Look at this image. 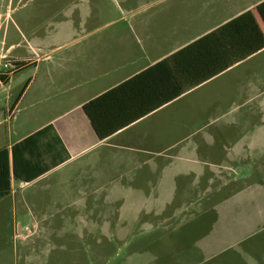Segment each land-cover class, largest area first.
Here are the masks:
<instances>
[{"label": "crops", "instance_id": "obj_1", "mask_svg": "<svg viewBox=\"0 0 264 264\" xmlns=\"http://www.w3.org/2000/svg\"><path fill=\"white\" fill-rule=\"evenodd\" d=\"M263 1L0 0V56L11 59L19 72L0 86L7 108L18 113L0 149L52 125L69 155L30 182L13 179L0 202L11 197L43 211V197L50 195L45 192H52L59 197L50 200L53 206L87 213L84 228L100 226L91 213L110 212L117 222L106 227L126 232L140 213H149V227L166 223L169 216L162 215L168 211L178 218L183 214L178 212L190 210L192 197L215 194L226 184L216 181H249L242 200L246 192L259 196L264 190V183L258 187L264 181V48L233 63L217 31L247 12L264 41L257 10ZM206 34L214 36L230 63L226 70L116 128L137 114L144 100L160 94L152 87L123 89L95 107L104 133L97 135L86 103ZM154 76L159 86L172 82L169 75ZM45 180L44 189L27 201L22 189ZM93 233L86 237L94 238ZM208 236L149 239L143 250L131 249L125 258L140 256L128 264H264V239ZM238 242L240 252L215 261Z\"/></svg>", "mask_w": 264, "mask_h": 264}, {"label": "rangeland", "instance_id": "obj_2", "mask_svg": "<svg viewBox=\"0 0 264 264\" xmlns=\"http://www.w3.org/2000/svg\"><path fill=\"white\" fill-rule=\"evenodd\" d=\"M16 69H13V73ZM18 75L19 72L14 78ZM15 96L14 94L13 100ZM13 115L16 117L17 111L10 112L6 105L5 93H1L0 143L12 135V128L16 124ZM46 181L31 184L23 188L21 193L30 201L37 192L44 189ZM248 182L236 179L216 181L226 184L215 194L192 197L194 201L188 204L190 210L185 213L178 212L179 215L184 214L178 218L174 212H165L162 217L169 218L160 227H155L154 223L149 227V213H140L139 221L131 223V228L123 232V228L119 230L106 227L107 223L117 222L113 220L115 213H112V217L110 212L91 213L92 218L100 225L91 230L94 231V238L90 235L86 237L87 232H91L89 228H84L88 220L87 213L75 211V207L72 210L53 206L50 200L59 197L52 192H45L50 195L43 197V211L31 208L29 203H15L11 197H7L0 202V264H128L140 257L127 259L125 257L128 251L143 250L146 240L208 239V234H215L219 239H251L254 243L255 239H264V190L258 192L259 196L256 197H247L246 192L242 200L241 194ZM254 182L251 181V184ZM263 183L264 181H259L258 187ZM55 187L53 183L51 190L54 191ZM20 198L18 197V200ZM219 206L221 207L218 208ZM37 220L40 223H31ZM18 224H29V231L19 236L16 230ZM109 232L115 235L110 238ZM118 232L120 238H126L119 239ZM153 245L155 247L156 243ZM241 246V242H238L227 254L215 261H226V256L233 251L240 252Z\"/></svg>", "mask_w": 264, "mask_h": 264}, {"label": "trees", "instance_id": "obj_3", "mask_svg": "<svg viewBox=\"0 0 264 264\" xmlns=\"http://www.w3.org/2000/svg\"><path fill=\"white\" fill-rule=\"evenodd\" d=\"M264 21V1L257 6ZM218 35L233 63L239 62L264 48L261 38L249 13L245 12L229 20L218 28ZM219 45L212 34H206L173 55L157 62L119 86L104 93L84 105L91 124L102 138L104 133L99 126L95 107L115 97L123 89L152 87L160 90L157 99L143 101L141 110L125 120L128 124L148 112L172 100L186 90L221 73L229 67ZM157 73L171 76L167 86L158 85ZM115 130V129H114ZM69 157L52 125H46L25 138L15 142L10 148L0 149V198L11 192V181L30 182Z\"/></svg>", "mask_w": 264, "mask_h": 264}, {"label": "built area", "instance_id": "obj_4", "mask_svg": "<svg viewBox=\"0 0 264 264\" xmlns=\"http://www.w3.org/2000/svg\"><path fill=\"white\" fill-rule=\"evenodd\" d=\"M15 66L11 60L5 56H0V86H5L7 81L10 79L11 74L13 73ZM30 225L26 224L24 226L17 227V234L20 236L23 232H28Z\"/></svg>", "mask_w": 264, "mask_h": 264}]
</instances>
